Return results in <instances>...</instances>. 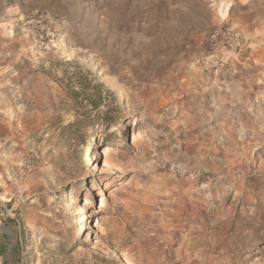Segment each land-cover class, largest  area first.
Returning a JSON list of instances; mask_svg holds the SVG:
<instances>
[{"label":"rangeland","instance_id":"obj_1","mask_svg":"<svg viewBox=\"0 0 264 264\" xmlns=\"http://www.w3.org/2000/svg\"><path fill=\"white\" fill-rule=\"evenodd\" d=\"M0 264H264V0H0Z\"/></svg>","mask_w":264,"mask_h":264},{"label":"bare ground","instance_id":"obj_2","mask_svg":"<svg viewBox=\"0 0 264 264\" xmlns=\"http://www.w3.org/2000/svg\"><path fill=\"white\" fill-rule=\"evenodd\" d=\"M103 164L105 168L111 167V164L109 163L108 159H105Z\"/></svg>","mask_w":264,"mask_h":264},{"label":"trees","instance_id":"obj_3","mask_svg":"<svg viewBox=\"0 0 264 264\" xmlns=\"http://www.w3.org/2000/svg\"><path fill=\"white\" fill-rule=\"evenodd\" d=\"M119 114H121V113H117V115H119ZM109 119L112 120L113 118H109ZM116 261H119V258H117Z\"/></svg>","mask_w":264,"mask_h":264}]
</instances>
